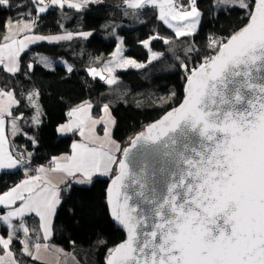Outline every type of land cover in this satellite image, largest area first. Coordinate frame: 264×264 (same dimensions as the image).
Here are the masks:
<instances>
[{
	"label": "water",
	"instance_id": "obj_1",
	"mask_svg": "<svg viewBox=\"0 0 264 264\" xmlns=\"http://www.w3.org/2000/svg\"><path fill=\"white\" fill-rule=\"evenodd\" d=\"M106 203L125 237L105 264H264V0L130 137Z\"/></svg>",
	"mask_w": 264,
	"mask_h": 264
},
{
	"label": "trees",
	"instance_id": "obj_2",
	"mask_svg": "<svg viewBox=\"0 0 264 264\" xmlns=\"http://www.w3.org/2000/svg\"><path fill=\"white\" fill-rule=\"evenodd\" d=\"M126 1L101 0L81 10L55 5L38 14L37 3L32 0H9L8 5L0 0V42L8 20L19 16L33 19L36 33L92 32L87 38L38 43L21 55L18 73L0 71V85L13 88L20 99L16 111L30 116L33 109L26 104V95L33 89L39 92L43 121L35 129L27 122L25 128L35 136L36 143L24 133L15 136L17 147L24 150L33 166H29L30 170L70 150L77 133L59 136L57 126L68 118L71 107L86 100L93 103L95 116L101 114L104 104L111 107L116 118L113 134L124 147L132 135L181 102L187 79L185 68L197 67L205 56L216 54L221 44L246 24L254 5V0H242L246 4L227 8L217 6L216 0H174L178 10L190 8L194 3L200 11L198 29L178 35L162 22L157 8L134 9ZM117 29L126 54L141 61L149 58V50L142 44L144 40L158 32L169 36L170 41L152 39L150 48L160 51L162 57L141 69L122 70L120 79L109 84L102 77L91 75L89 69L100 67L113 52L117 41L112 32ZM37 52L64 57L72 62L73 69L61 64L49 69L34 61ZM24 175L21 168L1 172L0 193ZM109 179L97 176L89 185L73 184L63 189L54 221V241L63 240L83 264H105L111 249L125 237L109 214L106 203ZM2 231L5 232V227ZM12 245L19 257L20 242L15 239Z\"/></svg>",
	"mask_w": 264,
	"mask_h": 264
},
{
	"label": "crops",
	"instance_id": "obj_3",
	"mask_svg": "<svg viewBox=\"0 0 264 264\" xmlns=\"http://www.w3.org/2000/svg\"><path fill=\"white\" fill-rule=\"evenodd\" d=\"M32 1L37 3L38 14L45 13L51 7L46 1ZM97 1L101 0H56L59 7L76 10ZM2 3L8 5L9 0H2ZM125 4L134 9L153 6L158 9L162 22L166 26L171 24V27L175 25V12L177 26H182L184 32L193 33L198 29L191 28L198 17L197 11L190 8L178 10L174 0H128ZM118 29L114 31L118 33ZM186 29H192V32ZM90 34L91 31L71 30L53 34L36 33L33 19L27 16L10 18L0 42V71L18 73L22 66L21 55L38 43H58L74 37L87 38ZM118 36L122 37L118 33L114 38L117 41L116 47L100 66L106 75L103 79L109 84L120 79L119 73L122 70L141 69L161 58L162 53L152 50L150 43L154 38L167 39L157 32L142 42L149 50L147 61L127 55L126 47L123 48L125 54L122 61H115L114 52L120 44ZM167 41H170L169 36ZM33 56L35 62L42 64L41 58H48L49 55L37 52ZM53 58L57 60L55 67L61 64L68 70L73 69L72 62L64 57ZM47 68L54 69L50 66ZM26 100V104L33 109L30 116L16 111L20 99L15 90L0 85V173L20 168L25 172L20 181L0 193V264H83L74 250L66 248L63 240L54 241L55 216L62 201L63 189L73 184L89 185L97 176L110 177L114 173L123 149L122 143L113 134L116 118L108 104L102 106L98 116L93 114V103L89 100L71 107L68 118L57 126V133L59 136L77 133L78 138L73 140L69 151L53 156L51 163H44L35 170H30L29 166L14 155L18 144L15 136L24 133L36 143L35 136L26 132L25 128L27 122L34 129L39 127L44 118V110L37 89L31 90L26 95ZM30 215L33 218L29 221L22 220ZM3 227L5 232L2 231ZM15 239L21 244L19 257L12 245Z\"/></svg>",
	"mask_w": 264,
	"mask_h": 264
},
{
	"label": "rangeland",
	"instance_id": "obj_4",
	"mask_svg": "<svg viewBox=\"0 0 264 264\" xmlns=\"http://www.w3.org/2000/svg\"><path fill=\"white\" fill-rule=\"evenodd\" d=\"M215 3L217 4V6L219 5H223L224 8H227L229 6H233V5H243V4H246V2L242 1V0H216ZM190 9H193L195 11H197L198 13V17L197 19L195 20V23H193V27L191 28H194L193 30H195L196 28H198L199 26V22H200V11L198 10V8L196 7V5L194 3L191 4V7ZM169 23V21H167ZM173 22H174V27H171V24H168L167 26L169 28H171L173 31H175L178 35H181V34H185V33H188V32H184L182 26H177V14L174 12L173 13ZM194 22V21H193ZM177 26V27H176ZM187 31H191L190 29H186ZM192 32V31H191ZM118 35L117 31H113L112 32V36L114 38H116ZM165 37L167 39H164L165 41L168 40V36L165 35ZM118 38L120 39V44L118 45L116 51L114 52V57H115V61H122V59L124 58V54L125 52L123 51V48L125 47L124 46V43H123V39L122 37L118 36ZM48 58H41V61L40 63L43 64V66H50V67H53L55 68V64H56V61L53 57L51 56H47ZM125 59L127 61V56L125 55ZM132 61H137L136 59L134 58H130ZM155 61V60H154ZM38 63V62H37ZM148 65V64H147ZM194 66L190 65L188 68H185V73L187 74V76L189 75L191 69H193ZM89 72L91 75L93 76H98V77H102V78H105L106 75L104 74L103 70L100 68H90L89 69ZM110 80V79H108ZM19 148V147H17ZM124 148V147H123ZM15 150V149H14ZM27 165V164H26ZM28 166V165H27ZM33 218L32 215L28 216V221L29 219Z\"/></svg>",
	"mask_w": 264,
	"mask_h": 264
},
{
	"label": "built area",
	"instance_id": "obj_5",
	"mask_svg": "<svg viewBox=\"0 0 264 264\" xmlns=\"http://www.w3.org/2000/svg\"><path fill=\"white\" fill-rule=\"evenodd\" d=\"M40 2L42 1H46L48 4H50L51 6H55V5H58V3L56 2V0H38ZM65 0H61V2H64ZM211 57V55H208V56H205L204 59H203V62L207 61L209 58ZM191 72V71H190ZM190 74V73H189ZM14 155L23 163L27 164L28 166L30 167H33L31 165V163L29 162V159L26 157L25 155V152L22 148H16L14 150ZM46 163H51V160H47ZM23 221H28V217L25 216L23 217L22 219Z\"/></svg>",
	"mask_w": 264,
	"mask_h": 264
},
{
	"label": "clouds",
	"instance_id": "obj_6",
	"mask_svg": "<svg viewBox=\"0 0 264 264\" xmlns=\"http://www.w3.org/2000/svg\"><path fill=\"white\" fill-rule=\"evenodd\" d=\"M194 68H195V67H194ZM194 68H193V69H194ZM193 69H192V70H193ZM192 70H191V71H192Z\"/></svg>",
	"mask_w": 264,
	"mask_h": 264
}]
</instances>
